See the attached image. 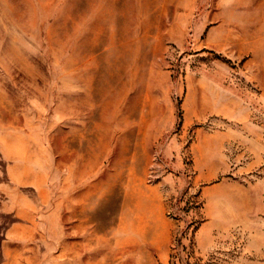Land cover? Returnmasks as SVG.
<instances>
[{"label": "rangeland", "instance_id": "obj_1", "mask_svg": "<svg viewBox=\"0 0 264 264\" xmlns=\"http://www.w3.org/2000/svg\"><path fill=\"white\" fill-rule=\"evenodd\" d=\"M0 264H264V0H0Z\"/></svg>", "mask_w": 264, "mask_h": 264}]
</instances>
